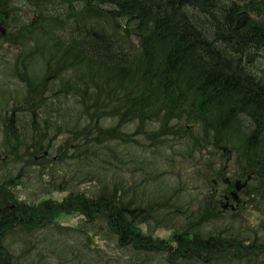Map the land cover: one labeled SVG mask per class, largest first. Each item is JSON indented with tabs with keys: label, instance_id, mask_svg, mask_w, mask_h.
<instances>
[{
	"label": "trees",
	"instance_id": "1",
	"mask_svg": "<svg viewBox=\"0 0 264 264\" xmlns=\"http://www.w3.org/2000/svg\"><path fill=\"white\" fill-rule=\"evenodd\" d=\"M0 23V45L27 52L15 67L0 59L17 74L0 68V264L46 263L38 230L57 212L96 217L171 264H264V0H0ZM177 147L205 196L159 172L156 155ZM231 170L252 179L227 218ZM34 175L45 195L72 191L28 204L14 188ZM80 182L95 190L75 191ZM174 217L176 247L142 233ZM88 246H69L78 264H96ZM26 247L42 258L19 257Z\"/></svg>",
	"mask_w": 264,
	"mask_h": 264
},
{
	"label": "rangeland",
	"instance_id": "2",
	"mask_svg": "<svg viewBox=\"0 0 264 264\" xmlns=\"http://www.w3.org/2000/svg\"><path fill=\"white\" fill-rule=\"evenodd\" d=\"M0 31H2L3 34H5L8 31L7 27L3 23H0ZM10 50L12 55H10ZM20 50L21 49L19 48L17 49V47L11 46L10 43H2L0 45V59L3 58L8 62L10 61L13 62L12 64L15 67L16 64H19L21 62V59H24L26 57L27 52L20 53L19 52ZM255 62H256V70L259 73H264V51L257 56V60ZM14 67L11 68L10 70L9 66L4 63L0 68L2 69V71H8V73L10 72L11 77H15L17 76V74L15 72L16 70L14 69ZM13 81L16 83L15 80ZM9 86L12 90L11 93L15 92L13 90L16 89L15 85H9ZM19 129L21 130L20 126ZM160 151L161 152L156 155L157 157L155 156L157 159L159 158L161 160L162 166L159 172H164V174L169 175V178H171V180L173 181H176L175 179L176 173L179 175L183 174L182 178L179 180V184L192 186L196 188L199 191V193L204 192L203 195L205 196V192L208 189L207 187H209V184L207 185L206 183H204L203 179H200L199 182L197 183L196 178H198L197 174L200 169V167L197 166V163L192 160L183 159L184 156L180 154L182 153V150L179 147L173 150L164 148V150H160ZM169 154H172L173 157L176 156V162L170 163V161L166 158L168 156L170 157ZM143 155L152 157L151 152ZM58 157H59L58 155L53 154L52 156L53 159L50 158L52 159L51 162H53L54 158L58 159ZM0 158H3L2 155H0ZM156 158H153V162L156 161ZM220 159L221 156L218 157V161H220ZM150 160L152 161V158ZM49 162H46L43 166H41L39 172H41L42 167H45V165L49 164ZM224 163L227 164V161L225 159H224ZM48 169H51V166ZM183 170H185V173H183ZM233 172H235V169H233ZM233 172L231 170V172L228 173L227 177H230ZM51 174L56 175L55 170H50V173H47V176L45 177L46 181H49L51 179L50 176ZM2 176H4L3 170L2 172H0V177ZM234 177L235 176H231V178L234 180H232L233 183L229 185V188L232 186L229 192L236 191L235 183L237 182L236 180L238 179ZM212 179L214 178H211L210 181H212ZM92 184L93 183L88 184V183L80 182L78 185L75 186L74 190L85 192L87 190H90L92 187L93 190H95V186H92ZM42 186L43 184L38 180V175H34L31 176L29 180L21 181V183H19L18 186H15L14 190L16 197H18V199L24 202H27L28 204L39 203L45 200L62 201L63 199L68 197L70 195L69 193L72 191V189L64 192L47 191L49 195H45L43 194V192L46 190L44 188H41ZM244 192L245 190L244 191L240 190L237 193L239 195V200L245 203L246 206V204H248V200L246 198L247 194L244 195ZM228 203L230 204L228 207L229 210H226L228 212L223 214L227 218L234 216L232 215L233 214L232 212L234 211L231 208L234 205L237 206L235 201H233L232 199L229 200ZM254 208H261L260 203L256 201ZM222 209H223V203L221 205L220 210ZM57 214H58L57 216L50 217V219L47 218L48 221L46 222V226L50 230H45V229L38 230V235H42L43 238L37 240V242L40 245V247H44V251L49 252V256H47L48 259L44 260L46 263H43L42 259L39 260L36 259L35 263L33 262L31 263L61 264V259H64L63 262L66 261L65 264H69V262H71L72 264H78L77 262L80 261H76L71 251L68 250L69 246L72 245L77 246L82 244L87 247L89 244L88 248L90 249L88 250V252L85 251V253L87 255V258H91L96 264H138L139 262H141L142 264H171V262L168 259L169 254L137 251L135 247L131 244H125V245L120 244L119 241L107 230V225L103 221L98 220L96 217L93 220L89 221L86 220L83 214L78 212L72 214H69L68 212H64V213L57 212ZM243 214L245 216L244 220L245 221L248 220L247 224L249 226L258 224L257 222V217H259L258 215L254 214L253 218H248L249 215L251 214L249 208L246 209L244 208ZM179 220L180 219H176L174 217L168 220L167 222H163V223L148 222V224L146 225L144 224L141 226L142 233L145 235L150 234L154 237L155 240L157 241L162 240L163 241L162 243L170 244L172 247H176L175 242L174 241L171 242L170 240L173 237L174 232L180 229V225H178ZM223 222L224 221L221 220L218 225L222 224ZM207 227H209V225ZM53 228L55 229L53 230ZM46 235L49 236L56 235L58 239L49 240L50 244L47 245L48 240L46 239ZM60 253H61V258L59 256ZM18 256L25 259H28L29 257L32 256L41 257L32 248H27V247L20 248ZM29 263L30 262L23 264H29Z\"/></svg>",
	"mask_w": 264,
	"mask_h": 264
},
{
	"label": "water",
	"instance_id": "3",
	"mask_svg": "<svg viewBox=\"0 0 264 264\" xmlns=\"http://www.w3.org/2000/svg\"><path fill=\"white\" fill-rule=\"evenodd\" d=\"M251 180V177L248 178V181ZM248 181L245 183V184H241L240 181H237L235 186H236V190L237 191H240L243 187H245L248 183ZM225 183H230V180L229 179H225L224 180ZM231 196L233 197V199L236 201V202H239V195L237 192H233L231 193ZM227 200L229 199V197H226ZM229 207V203H227L226 205L223 206V209L226 210L227 208ZM232 209H235L234 206H232Z\"/></svg>",
	"mask_w": 264,
	"mask_h": 264
},
{
	"label": "flooded vegetation",
	"instance_id": "4",
	"mask_svg": "<svg viewBox=\"0 0 264 264\" xmlns=\"http://www.w3.org/2000/svg\"><path fill=\"white\" fill-rule=\"evenodd\" d=\"M226 195V194H225ZM225 195H223L225 197ZM226 201V200H225ZM223 204H226V202H224Z\"/></svg>",
	"mask_w": 264,
	"mask_h": 264
}]
</instances>
